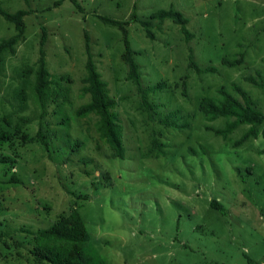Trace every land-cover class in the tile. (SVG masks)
Instances as JSON below:
<instances>
[{
	"label": "rangeland",
	"instance_id": "rangeland-1",
	"mask_svg": "<svg viewBox=\"0 0 264 264\" xmlns=\"http://www.w3.org/2000/svg\"><path fill=\"white\" fill-rule=\"evenodd\" d=\"M0 7L28 13L0 77V137L11 138L0 140V264H36L28 252L34 233L73 209L105 264H264V140L237 146L250 126L223 139L208 128L228 120L199 111L204 98L221 99L220 89L245 103L238 86L264 113V90L250 81L264 84V0H0ZM162 10L181 13L187 33L158 19ZM100 17L125 23L145 93L128 77L121 30ZM15 34L0 16V41ZM43 36L49 84L40 99ZM86 39L116 100L122 159L101 138L99 117L77 114L91 101Z\"/></svg>",
	"mask_w": 264,
	"mask_h": 264
},
{
	"label": "trees",
	"instance_id": "trees-1",
	"mask_svg": "<svg viewBox=\"0 0 264 264\" xmlns=\"http://www.w3.org/2000/svg\"><path fill=\"white\" fill-rule=\"evenodd\" d=\"M77 5V0H71ZM28 13L25 10L9 13L0 7V16L7 22L15 26L16 34L8 39L0 41V77L3 75L6 66L7 57L16 55V47L23 40L25 35L24 17ZM156 17L161 21L172 19L176 24L182 26L184 33H187V20L183 15L174 10L159 11ZM103 23L118 27L123 34L125 51L123 61L128 67V77L138 88L140 92L145 93L141 84L140 65L134 58V51L130 46L127 38V29L124 22L114 21L108 18H99ZM146 29L147 35L150 36V22H142ZM46 38L43 36L40 49L37 68L36 93L40 99L43 98L44 91L49 84V72L47 69L46 53L44 49ZM87 76L84 83L87 85L84 91L91 96L90 103L81 106L77 110L79 116L94 113L99 117V133L101 138L106 142L117 158L124 157V143L122 140V127L119 124L113 109L116 106V100L111 98L107 91V85L102 81L101 75L92 60L88 39H86ZM225 65L235 67L241 64L240 60L230 62L223 60ZM198 71L200 69L195 66ZM254 84L259 85L264 90V84H258L250 78ZM235 90L243 97L245 103L224 89L219 90L220 100L204 98L199 104V111L209 120L215 121L219 118L227 119V123L222 129H212L215 135L227 139L237 128L242 125H248L250 128L237 141L236 145L240 146L249 139H257L260 135L264 140V127L260 132L258 126L264 124V113L256 109L252 104L249 96L238 86ZM156 89H152L155 91ZM145 97V103H146ZM163 124L178 129L180 128L173 120L165 119ZM43 139L42 136H40ZM0 140H11L7 134H1ZM43 145H47L44 140H40ZM155 146L159 144L155 141ZM264 154V150H263ZM214 205V206H213ZM213 207H218L212 202ZM15 248V247H13ZM28 252L34 257L36 264H105L100 254L95 249L91 235L88 232L85 222L77 209H73L67 216L60 217L50 228L40 230L34 233L31 244H28Z\"/></svg>",
	"mask_w": 264,
	"mask_h": 264
}]
</instances>
